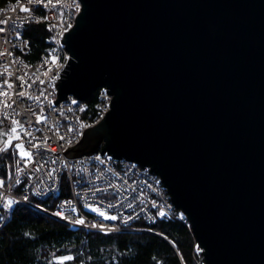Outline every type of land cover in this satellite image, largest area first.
<instances>
[{
    "label": "water",
    "instance_id": "water-1",
    "mask_svg": "<svg viewBox=\"0 0 264 264\" xmlns=\"http://www.w3.org/2000/svg\"><path fill=\"white\" fill-rule=\"evenodd\" d=\"M56 103L106 88L68 157L149 167L205 264H264V0H79Z\"/></svg>",
    "mask_w": 264,
    "mask_h": 264
},
{
    "label": "built area",
    "instance_id": "built-area-1",
    "mask_svg": "<svg viewBox=\"0 0 264 264\" xmlns=\"http://www.w3.org/2000/svg\"><path fill=\"white\" fill-rule=\"evenodd\" d=\"M52 3L55 7L27 5L32 12L25 13L20 7L26 4V0H16L0 10V21H8L6 25H0L7 29L0 32V52L11 53L0 56V90L9 92V97L0 96V129L9 131L14 126L13 120L20 121L24 129L37 138L32 143L41 144L39 149L33 148L28 143L32 137L25 136L24 131L18 129L20 139H13L8 150H13L20 163L16 164L13 174L9 172L8 176L0 178L4 182L0 187V210L9 211L21 201L74 230L103 233L132 232L134 222L140 218H144L148 225L179 220L191 227L185 214L173 203L162 179L149 167L100 152L72 158L64 153L82 140L86 130L105 117L112 99L107 89L102 88L96 114L89 117H85L88 105L73 95L56 103L57 83L71 60L64 43L65 36L74 27L82 4L79 0H52ZM37 22L44 24L48 31L47 49L37 62L31 63L27 59L31 44L25 32L29 24ZM5 66L10 74L4 73ZM20 76L26 81L24 88L17 79ZM5 80L13 85L11 89L4 84ZM20 91L40 99L36 101L15 95ZM5 102L11 107H5ZM41 109L46 119L37 124L36 116L41 114ZM44 137L48 138L46 146ZM18 143H23L24 148L33 153L31 162L20 160L19 150L15 148ZM33 198L48 202V207L32 203L30 199ZM9 199L13 201L10 207L6 206ZM94 208L109 216L116 215L118 219L104 220L92 210ZM160 211L165 212L164 217L158 215ZM57 212L61 215H56ZM77 219H83L85 223H74ZM94 223L106 227L104 230L92 228ZM113 227L115 230H109ZM195 250L199 264H205L199 244Z\"/></svg>",
    "mask_w": 264,
    "mask_h": 264
},
{
    "label": "trees",
    "instance_id": "trees-1",
    "mask_svg": "<svg viewBox=\"0 0 264 264\" xmlns=\"http://www.w3.org/2000/svg\"><path fill=\"white\" fill-rule=\"evenodd\" d=\"M12 1L16 0H0V10ZM25 36L31 44L27 59L35 63L47 49L48 31L44 24L31 23ZM101 91L94 90L84 101L89 107L85 117L96 114ZM14 160L10 154L0 153V178L8 176ZM35 203L48 207L45 201ZM141 225L145 231L74 230L42 210L20 203L0 211V264H60L58 257L69 256L73 259L63 264H199L198 242L187 223L172 220Z\"/></svg>",
    "mask_w": 264,
    "mask_h": 264
},
{
    "label": "snow or ice",
    "instance_id": "snow-or-ice-1",
    "mask_svg": "<svg viewBox=\"0 0 264 264\" xmlns=\"http://www.w3.org/2000/svg\"><path fill=\"white\" fill-rule=\"evenodd\" d=\"M31 4H44L45 7H48L49 5H52L53 7H55V5L52 3V0H47V2H45V0H26V4L21 6L20 7V11L21 12H25V13H30L32 12V9L30 7H28L27 5H31ZM44 19H47V17H45ZM8 23V21H0V25H6ZM6 27H0V32H4L6 31ZM5 54H8V55H11V53H5V52H0V56H3ZM15 62V61H14ZM4 73H9V69L7 66H5L4 68ZM10 74V73H9ZM17 79H19L21 81V85L20 87L21 88H24V85L26 83V81H24V77L20 76V77H17ZM43 82V81H41ZM4 84L7 85V88L8 89H11L13 87V85L11 83H8L7 80L4 81ZM28 87H31V85L29 84ZM15 95H18L20 97H27L28 99H34L36 101H39L40 97L39 96H36V97H32L31 95H29L28 93H26L25 91H20L18 93H15ZM41 95H43V93H41ZM0 96H5V97H9V92L8 91H3V90H0ZM14 103V101H13ZM5 107H11V104H8L7 102H5L4 104ZM17 115H19V113H17ZM46 119L44 116H43V110L41 109V114L40 115H37L36 116V123L39 124L42 122V120ZM13 127H11L9 129L8 132L6 133H0V135H4L7 137V139H5L4 141V146L3 147H0V152H5L8 150V148L12 145V140L13 139H17L19 140L20 139V132L18 131L21 130V131H24V135L25 136H31L32 137V140H29L28 143L33 147V148H36V149H39L41 147V144L40 143H32L33 140H37V138L35 136H33V134L30 132V131H27L24 129V125L20 123V121H17V120H13ZM61 139H63V137H60ZM47 141H48V138L47 137H44V140H43V144L46 146L47 145ZM15 148L19 150L18 152V155L20 157V160H25L27 159V161L31 162L32 161V156H33V153L30 151V150H27L24 148V145L23 143H18L15 145ZM50 150V149H49ZM55 161H53L54 163ZM17 165H19L20 161L18 160L17 162ZM55 170H53L54 172ZM52 175V172L49 173V176ZM17 183H20L19 180L16 181ZM3 181L0 180V187H3ZM13 204V201L11 199L7 200V203H6V206L10 207L11 205ZM111 207V205L109 206ZM129 207H131V205H129ZM93 211L95 212H98L99 216L102 217L104 220H112V221H115L118 219V217L116 215H106L104 211H99V209L97 208H94L92 209ZM56 215H61V213L57 212ZM158 215L160 217H164L165 216V212L163 211H160L158 213ZM74 223L76 224H84L85 221L83 219H77L74 221ZM92 228H96V227H99L101 228L102 230L105 229V225L104 224H92L91 225ZM109 230H115L114 227L109 229ZM73 259V257L69 256V257H64L61 259L60 261V264H63V260H71Z\"/></svg>",
    "mask_w": 264,
    "mask_h": 264
},
{
    "label": "rangeland",
    "instance_id": "rangeland-1",
    "mask_svg": "<svg viewBox=\"0 0 264 264\" xmlns=\"http://www.w3.org/2000/svg\"><path fill=\"white\" fill-rule=\"evenodd\" d=\"M56 101H57V98H56ZM6 132H8V130H6V129H0V133H6ZM5 139H7V137L6 136H4V135H0V147H3L4 146V141H5ZM13 152V150H7V151H5V152H0V153H4V154H7V155H9L10 154V156H12V157H14L15 158V164H13V165H11V166H9V172L10 173H14V171H15V169H16V154L14 153H12ZM138 224H142V222H137V225ZM141 226H143V225H141ZM62 258H64V257H58L56 260L57 261H59V263H60V261H61V259ZM63 261H66V260H63Z\"/></svg>",
    "mask_w": 264,
    "mask_h": 264
},
{
    "label": "bare ground",
    "instance_id": "bare-ground-1",
    "mask_svg": "<svg viewBox=\"0 0 264 264\" xmlns=\"http://www.w3.org/2000/svg\"><path fill=\"white\" fill-rule=\"evenodd\" d=\"M15 2V1H14ZM111 99H112V97H111ZM30 201H32V203H34L35 204V201H36V199H30ZM20 203H22V204H26V205H29V206H31V207H34V206H32V205H30V204H27V203H25V202H21V201H19L18 202V204H20ZM17 204V205H18ZM16 205V206H17ZM14 209V208H13ZM12 210V209H11ZM0 211H7V210H0ZM137 222H142V223H145L144 222V218H140V219H138V220H136L135 222H134V225H133V228H134V230L132 231V232H141L143 229H144V227L142 226H138L137 225ZM136 225V226H135Z\"/></svg>",
    "mask_w": 264,
    "mask_h": 264
}]
</instances>
